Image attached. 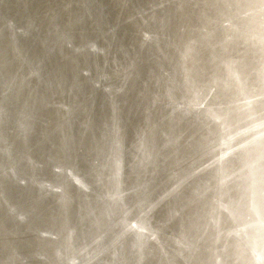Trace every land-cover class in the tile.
<instances>
[{"label":"water","instance_id":"obj_1","mask_svg":"<svg viewBox=\"0 0 264 264\" xmlns=\"http://www.w3.org/2000/svg\"><path fill=\"white\" fill-rule=\"evenodd\" d=\"M213 2L0 0V264H264V131L218 122L228 77L264 102V27ZM207 20L187 75L179 26Z\"/></svg>","mask_w":264,"mask_h":264},{"label":"bare ground","instance_id":"obj_2","mask_svg":"<svg viewBox=\"0 0 264 264\" xmlns=\"http://www.w3.org/2000/svg\"><path fill=\"white\" fill-rule=\"evenodd\" d=\"M202 1H203V3H205L209 7L214 6V4H212V0H202ZM110 2H111V4L113 3L114 5L121 7V6H123L122 4H125L126 0H110ZM222 2H223V5H225V4L230 5V4H232V2H235V3H237L238 7L244 8V10L248 13L250 12L248 14V16H249L248 20L245 21V23H246L245 28L246 29L242 30L245 34L250 35L251 34L250 31L255 30V29H251V28H257V27L262 28V27H264V0H214L213 3L222 4ZM49 9H50V7L47 8V11H49ZM182 10L183 9H179V12H181ZM188 13L189 12H185V14H188ZM51 14H52V12H51ZM208 20H209V17H208ZM208 20L206 23L201 22L199 24L198 23L194 24L191 21H185L183 24H180V26H179L180 29L185 33V37H186L183 41H181L182 47L179 49V52H180L183 60L186 63H188L186 65H189L187 67V71H186L187 75H189V73H191L189 71H192L193 73L197 74L198 73L197 66H198L199 62L203 60V55L199 53V47L197 45V42H198L199 34H203L205 32V30L207 29V27L209 26ZM228 26L230 28V25H228ZM255 35H256L257 40H264L263 34L256 33ZM221 44H223V43H221ZM209 45H212V42ZM76 47H77V44H75V47H71V49L73 51H79L80 48L77 47V49H76ZM4 48H5V45H0V62L4 63L5 65H9L8 59H7L8 56L7 57L5 56L6 53L4 52ZM242 49L243 48H240L238 51H241ZM261 49L262 50H260V52H262V51L264 52V48L261 47ZM263 55H264V53L262 54V56ZM241 58H242V54H240V53H237L236 55L234 54V56L233 55L229 56L230 60L241 61ZM9 60H11V58H9ZM222 62L224 63V60H214V61L211 60V65H215V70H217L216 66H218ZM240 64H242V61L240 62ZM260 67L264 69V59L262 61H260ZM7 69H8V71H10L9 67ZM209 71H210L209 73L211 75L212 71H214V70H209ZM226 73H227V76H233V72L228 67L226 69ZM213 77H214V80L217 78L216 75H213ZM263 78H264V76H263ZM123 82L124 81H122L118 85L117 89L123 91V88L121 89ZM223 82L224 83H222V84L221 83H218V84L220 86H224V88H228V89H229V86H233L235 88L232 89L233 95L228 96L232 103H228V104L224 105L222 112H218V117H219V115H222L224 117L225 113H227L228 110L231 109L232 105H240V104L244 103L247 115L245 114V116H243V117L246 118V120H247L246 123H248V126L249 125L252 126L250 135H253V134L257 135L262 130L264 131V123L257 125V123L259 121L264 120V111L262 110V109H264V102H258V103H261V105L258 107V109L256 108V106L252 105V101L255 100V98H256V97L255 98L251 97L252 93H256L255 91H253V88L248 87L247 89L242 90L241 89L242 87L239 85L240 83L238 82L236 77H235V80L233 81V85H230L231 79H229V77L224 79ZM215 84L216 83H214L212 85L211 83H209L208 86L206 87L207 91L211 92L212 90H215V88H214ZM239 90H241V93H239L240 92ZM223 94H225L227 96V92H224ZM0 97H1V93H0ZM220 103L221 102L218 101L219 105H220ZM176 105L179 107L183 106L187 110L190 109L189 105L186 103V101L182 97L177 100ZM262 105H263V108H261ZM218 122L220 124L224 123V118H222V119L220 118V120ZM249 122H251V123H249ZM2 126H3V119H2L1 113H0V129ZM239 128L240 127H235L236 131ZM231 138H234V136H232ZM248 140L249 139L247 137L232 139L231 142H233V144L229 145L230 147L224 148L222 151H220L218 156H222V155L226 154L227 152L230 155L233 151L237 152L240 149L243 150L242 147H246L244 145H247L249 143ZM258 146H259V154L264 156L263 155V153H264V142H261ZM236 154L237 153H235L234 155H236ZM188 159L190 160L191 158H188ZM248 164H249V162H248ZM211 184H213V183H211ZM56 185H59V184H56ZM208 188H209V186H208ZM60 189L61 190L58 193H56L55 195L58 196L59 200L62 201L61 196L63 195L64 190L61 188V186H60ZM174 190L175 189H173L172 191H174ZM202 190L204 191V189H202ZM109 195L113 196L112 193H109ZM216 197H217V195L214 196L215 200H216ZM219 230L220 229H218V231ZM114 249H115V247L113 248V250ZM182 250H183V248H179L180 252H182ZM39 254H42L43 257H45L43 252L42 253L39 252ZM87 254L90 256L93 253L88 252ZM95 255L96 254H94L93 256H95ZM182 257H183V255H182ZM73 260H75V258H73ZM78 262L80 264H92V263L82 262V258H78Z\"/></svg>","mask_w":264,"mask_h":264}]
</instances>
